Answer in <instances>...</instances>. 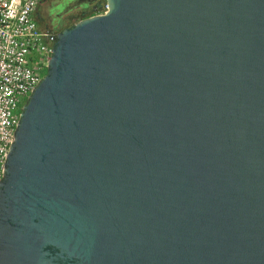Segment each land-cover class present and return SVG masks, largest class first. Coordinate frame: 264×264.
Segmentation results:
<instances>
[{
    "label": "water",
    "instance_id": "water-1",
    "mask_svg": "<svg viewBox=\"0 0 264 264\" xmlns=\"http://www.w3.org/2000/svg\"><path fill=\"white\" fill-rule=\"evenodd\" d=\"M102 10L21 107L0 264H264V0Z\"/></svg>",
    "mask_w": 264,
    "mask_h": 264
},
{
    "label": "built area",
    "instance_id": "built-area-1",
    "mask_svg": "<svg viewBox=\"0 0 264 264\" xmlns=\"http://www.w3.org/2000/svg\"><path fill=\"white\" fill-rule=\"evenodd\" d=\"M37 0H0V178L21 107L45 73L54 37L31 19Z\"/></svg>",
    "mask_w": 264,
    "mask_h": 264
},
{
    "label": "flooded vegetation",
    "instance_id": "flooded-vegetation-1",
    "mask_svg": "<svg viewBox=\"0 0 264 264\" xmlns=\"http://www.w3.org/2000/svg\"><path fill=\"white\" fill-rule=\"evenodd\" d=\"M103 0H37L31 11L36 30L55 35L76 21L101 13Z\"/></svg>",
    "mask_w": 264,
    "mask_h": 264
}]
</instances>
